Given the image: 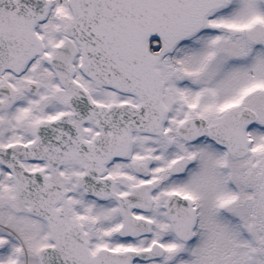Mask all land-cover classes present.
Wrapping results in <instances>:
<instances>
[{
	"label": "snow or ice",
	"instance_id": "snow-or-ice-1",
	"mask_svg": "<svg viewBox=\"0 0 264 264\" xmlns=\"http://www.w3.org/2000/svg\"><path fill=\"white\" fill-rule=\"evenodd\" d=\"M0 264H264V0H0Z\"/></svg>",
	"mask_w": 264,
	"mask_h": 264
}]
</instances>
